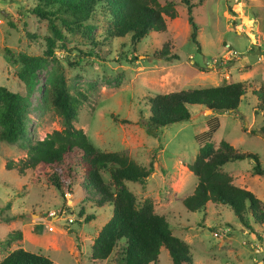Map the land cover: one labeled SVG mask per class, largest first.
Returning <instances> with one entry per match:
<instances>
[{"label": "rangeland", "instance_id": "374dc122", "mask_svg": "<svg viewBox=\"0 0 264 264\" xmlns=\"http://www.w3.org/2000/svg\"><path fill=\"white\" fill-rule=\"evenodd\" d=\"M173 1L177 15L166 19L165 31L149 32L133 46L128 35L101 42L103 21L97 14L82 26L63 24L64 19H70L66 13L52 14L53 24L64 36L65 49L55 47L54 58L37 72L28 99L27 138L41 139L60 129L58 116L41 100V90L48 86L53 72L61 71L67 91L78 98L83 95L74 125L89 142L101 151H121L140 166L152 162L145 180L128 181L125 186L137 203L151 200L153 211L165 217L171 233L188 244L192 264H264V229L251 222L249 228L243 226L223 204L208 203L199 211H187L181 204L196 183L185 167L198 149L194 135L203 131L210 119L218 123L211 138L215 146L225 140L241 152L255 154L264 168L260 129L264 130V116L253 113L254 96L250 93L264 84V61H256L255 45L260 41L259 49L264 50L256 28L261 23L260 1L201 0L192 9L198 25V49L188 38L184 5L181 0ZM37 4L38 0H0V86L19 94L25 89L17 78L21 66L17 54L41 55L43 37L51 34L47 20L32 11ZM86 25L93 26L88 35L83 29ZM162 50L168 54L161 55ZM229 51L235 54L230 57ZM223 81H242L247 87L234 112L211 113L191 106L187 120L160 127L153 135L146 133V96L216 86ZM25 144V139L0 140V259L20 247L46 256L51 264L118 262L120 245L104 260L90 257L89 245L111 208L95 206L75 186L68 196V209L59 212L62 198L55 188L35 170L18 173ZM6 162L10 169H5ZM252 165V160L245 158L227 162L222 169L235 185L251 191L264 205V176L253 175ZM101 174L108 181L107 174ZM15 231L20 232V238L6 239V243V235ZM256 252L263 253L261 259ZM157 264H172L163 247Z\"/></svg>", "mask_w": 264, "mask_h": 264}, {"label": "trees", "instance_id": "16d2710c", "mask_svg": "<svg viewBox=\"0 0 264 264\" xmlns=\"http://www.w3.org/2000/svg\"><path fill=\"white\" fill-rule=\"evenodd\" d=\"M201 0L192 2L181 0L185 7V18L189 26L188 38L197 43L198 25L194 20L193 7ZM33 13L46 19L50 35H45V50L41 55L18 53L20 63L17 78L24 86V94L11 92L0 86V140L15 142L25 139L24 158L18 161L17 171L35 170L45 183L55 188L62 198L59 212L68 209V196L74 187L80 188L83 197L95 206L108 205L111 213L101 225L89 245L92 260L106 259L112 250L120 245V260L110 264H157L161 247L165 248L172 264H192L189 259V246L174 236L163 215L153 211L149 198L140 203L125 186V182L145 180L152 171V162L147 167L135 164L121 151H101L94 147L85 133L76 128L79 98L71 95L66 88L61 71L53 72L47 80L48 86L41 90V100L49 105L60 120V129L52 130L41 139L30 141L27 138L26 113L29 96L36 85L37 72L48 59H53V49H65L63 34L51 20L55 12L66 13L71 22L82 23L97 14L102 19L101 42L113 38L129 37L133 46L149 32H164L166 19H173L177 12L173 0H38ZM41 4V5H40ZM48 7L49 9H46ZM66 25V24H65ZM93 26H83L88 35ZM28 35V33H25ZM9 57V50L5 49ZM88 55L93 50L88 45ZM161 55H167L162 50ZM13 60V58H11ZM247 87L242 81H223L216 86L171 91L146 96L145 131L153 135L160 127L187 120L189 107H202L211 113L235 111ZM254 96V114L264 116V84L251 89ZM126 121V120H124ZM218 127L215 118L206 122L203 131L194 135L198 149L186 169L195 177L192 193L181 200L187 211H199L208 203L223 204L230 208L237 221L245 227L249 222L264 229V205L251 191L235 185L229 173L222 169L230 161L250 159L253 162L251 173L264 176V168L258 158L250 152H241L225 140L217 145L211 140ZM261 132L264 130L260 128ZM264 138V137H263ZM5 169H10L6 162ZM105 172L108 181L103 179ZM89 219L93 216L89 215ZM20 238V232L8 233L5 242ZM8 239V241L6 240ZM51 260L39 253L20 247L7 252L0 264H51Z\"/></svg>", "mask_w": 264, "mask_h": 264}, {"label": "built area", "instance_id": "2783aa9c", "mask_svg": "<svg viewBox=\"0 0 264 264\" xmlns=\"http://www.w3.org/2000/svg\"><path fill=\"white\" fill-rule=\"evenodd\" d=\"M259 1L261 4L262 16H261V23H260L259 27H256V28H257V31H259L261 42H264V0H259ZM259 44H260V41H256L255 45L258 48V54L256 56V61L257 62H263L264 61V50L259 49ZM234 54H235L234 52L229 51L230 57H232ZM226 57H224V58L227 59Z\"/></svg>", "mask_w": 264, "mask_h": 264}, {"label": "water", "instance_id": "95a60500", "mask_svg": "<svg viewBox=\"0 0 264 264\" xmlns=\"http://www.w3.org/2000/svg\"><path fill=\"white\" fill-rule=\"evenodd\" d=\"M204 111H208V112H210L209 110H204ZM254 250H257V249H254ZM256 257H257V258H260V259L262 258L261 254H259L258 252H256Z\"/></svg>", "mask_w": 264, "mask_h": 264}, {"label": "crops", "instance_id": "0c3cea01", "mask_svg": "<svg viewBox=\"0 0 264 264\" xmlns=\"http://www.w3.org/2000/svg\"><path fill=\"white\" fill-rule=\"evenodd\" d=\"M240 187H241V186H240ZM244 188H245V187H244ZM262 254H263V253H262ZM262 254H261V255H262ZM262 256H264V255H262Z\"/></svg>", "mask_w": 264, "mask_h": 264}]
</instances>
